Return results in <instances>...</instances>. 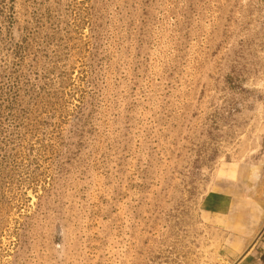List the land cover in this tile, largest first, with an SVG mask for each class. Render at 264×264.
I'll return each mask as SVG.
<instances>
[{"label": "rangeland", "instance_id": "obj_1", "mask_svg": "<svg viewBox=\"0 0 264 264\" xmlns=\"http://www.w3.org/2000/svg\"><path fill=\"white\" fill-rule=\"evenodd\" d=\"M0 264H264V0H0Z\"/></svg>", "mask_w": 264, "mask_h": 264}]
</instances>
